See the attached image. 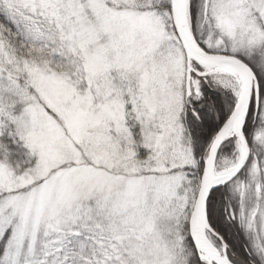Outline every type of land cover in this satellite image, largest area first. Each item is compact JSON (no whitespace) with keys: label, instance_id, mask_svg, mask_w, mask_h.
<instances>
[{"label":"snow or ice","instance_id":"1","mask_svg":"<svg viewBox=\"0 0 264 264\" xmlns=\"http://www.w3.org/2000/svg\"><path fill=\"white\" fill-rule=\"evenodd\" d=\"M0 264H264V0H0Z\"/></svg>","mask_w":264,"mask_h":264}]
</instances>
